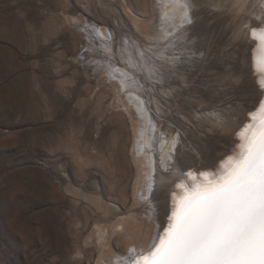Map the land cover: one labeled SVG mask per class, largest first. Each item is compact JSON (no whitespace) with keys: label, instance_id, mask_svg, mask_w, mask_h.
<instances>
[{"label":"rangeland","instance_id":"rangeland-1","mask_svg":"<svg viewBox=\"0 0 264 264\" xmlns=\"http://www.w3.org/2000/svg\"><path fill=\"white\" fill-rule=\"evenodd\" d=\"M204 1L196 6L193 30L187 31L191 49L185 48L200 62L196 60L198 67L180 81L191 89L183 92L180 101L172 98L182 107L175 113L180 118L190 115L195 105L199 109L209 102L218 107L235 94L260 90V82L254 85L253 80L261 72L243 69L245 49L234 40L243 37L242 28H250V20L260 19L255 14L264 0ZM155 5L156 0H0V264H107L106 260L112 264L115 255L135 250L134 244L142 241L134 240L136 236L151 230L144 213L139 215V226L133 219L129 222L133 239L118 235L107 247L99 240V231L112 232L122 216L130 217L139 208L145 172L135 160L137 122L114 99L109 82L97 78L94 65L101 61L99 48L82 54L85 37L75 19L80 15V20L110 27L119 18L137 36L134 20L138 17L147 40L158 18ZM109 6L118 13L110 12ZM89 60L95 61L84 66ZM222 83H232L231 90L215 101L211 95L215 87L210 86L222 90ZM100 137V145L91 143ZM227 140L232 143L230 137ZM201 159L205 157L199 154L197 165ZM196 168L184 174L212 169ZM98 197L103 207L95 203Z\"/></svg>","mask_w":264,"mask_h":264},{"label":"bare ground","instance_id":"bare-ground-1","mask_svg":"<svg viewBox=\"0 0 264 264\" xmlns=\"http://www.w3.org/2000/svg\"><path fill=\"white\" fill-rule=\"evenodd\" d=\"M202 1L203 0H156L155 6L157 7L156 10L158 12L156 13H158V18H156V20L152 23V33H150L151 35L146 36L147 40L143 38L145 34L141 30L142 27L141 23H139L138 17H136L134 20V25L137 28V31H139L137 36H135L132 26H129V28L125 27L119 18L116 20L117 24H114L110 27H100L97 22L88 19L85 21L80 20V15L77 17V19H75V21L78 23V28L81 29L80 33L85 37L82 54L89 50L91 52H95L97 48H99L97 52H100L101 54V61L96 62L94 65L96 67L97 78H99V81L106 80V82H109V84L112 86H110L111 91L115 96L114 99H117V102L123 107L129 117L132 118L133 121L137 122V124L133 122L135 124V144H133L135 160L141 164L140 167L145 172L143 186L142 189H140L142 191L140 192L141 199L139 201V208L135 209L134 212L130 214V217L129 215L122 216V218L116 223L112 232L106 230L103 232L99 231V240H101L102 244L106 247L109 245L111 246L113 238L115 236L117 237L118 235H121L127 240L133 239L131 229L129 228V222L131 219H133L134 223L139 226V215L145 213L148 219V226L151 230L149 233L141 232L142 236H136L134 238V240L141 238L142 241H138L137 245L134 244L135 250H132L130 253L146 255L147 251L156 241L157 235L162 234L164 229L167 227V217L171 215V192L168 191L165 194L164 191L158 190L159 187L163 185L166 189L169 183L173 180L175 183H180L183 181L190 186L192 179L188 175L189 173H184L185 170H190L191 172V170H194L192 169L194 167H197L198 170L201 167H211L212 169L210 174H219L221 166L227 160V158L229 156H234L238 152V146L241 142L239 133L246 124L251 122L250 114L258 110L259 101L264 100V92L259 89H257L256 92H252V90L248 89L249 86L243 82V87L245 86L244 88H246L248 86L246 88V90H248L246 92H240L238 95H233L236 96L233 98L229 94L232 99L229 97L230 99L226 102H218L221 103L218 105V107L213 106L211 103L209 104L207 101L208 104L205 103L203 106H200L199 104V109H197V106L195 105L194 109L191 110L192 107L189 106L191 108L189 111L192 112L190 115H181L183 118L175 116V113L178 115L181 109L178 111L180 104L176 105L173 103L172 98L177 97L180 101V97L183 92L185 90L191 89L189 87L190 84L184 85L186 84L184 83L182 85L180 81H185L187 75H189L188 73H193V67L197 66V62H200L198 58L188 55L190 50L187 52L185 51V48L187 46L189 47L190 45L186 40L188 39L187 35L189 33L187 31L190 29L193 30V25L196 23V21L195 23L193 21L195 19L194 17L196 14V9L199 10V8H196V6H199V3H202ZM204 2H206V0ZM258 2V0L255 1V3ZM257 9L258 11L255 16L260 14V19L256 18V20H254V18H251L252 20H250L249 23L250 28L254 25H257L256 29H253L255 30L256 34H253L252 28V32L248 27L242 28V34L239 33L243 36L240 38L241 41L238 40V37L236 36L239 34L235 35L237 38L234 40L239 41L238 43L240 46L238 47H240V49H245L243 57V59H245V61H243V69L248 70V68H250L253 69V72L256 70L259 72L258 64L262 59H264V43H262L260 38V30L264 29V2H262V5ZM108 10L116 14L119 11L116 7L111 6L108 7ZM77 12L78 11H75V13ZM239 18L242 19L243 17ZM237 20L236 23H238ZM189 21H192L191 24H189ZM226 22L224 24H226ZM238 24L241 25V23ZM246 35L249 37L245 38L244 36ZM140 40H142L143 43ZM194 42H192V44L196 45L197 43ZM187 43L189 45H187ZM242 44L245 46V48L244 46L242 47ZM232 46L233 45L230 47L232 48ZM193 48L194 47H192V50H194ZM188 49L191 48L189 47ZM214 52H216V50ZM234 52L236 53V50ZM230 53L232 52H229V54ZM196 54L194 53V55ZM156 57L161 58V60L157 61ZM199 57L202 62L205 61L201 59L203 56ZM83 59L87 60V56H84ZM217 59L219 58L217 57ZM236 59H238V56ZM93 61L95 60H89L87 62L85 61L84 66H91ZM120 61H122L124 64L120 63ZM206 68L204 69L206 70ZM145 69L148 70L147 73L144 72ZM191 78L193 79V77ZM190 80L191 79L189 78V81ZM219 80L221 81V79ZM262 80H264V74L255 73V79L253 80V82L255 81L254 85L258 84ZM193 83L194 82H192V84ZM216 85L218 86V84ZM222 85V88L224 87L222 90L216 86H210L215 87L213 88L214 90H212V93L211 91L209 92L215 98H213L215 101H220L222 95L227 94L231 90V88L227 86V83H222ZM207 86H209V84ZM207 86L205 85V87ZM252 86L253 85H251V87ZM258 86H260V84H258ZM233 88L235 87L233 86ZM202 91L205 92L203 89ZM214 92L217 95H214ZM183 99L185 100L186 97ZM183 106L185 107L184 104ZM169 109L170 113L168 111ZM185 112L187 113L186 110ZM216 114H219L222 118V124L217 122ZM191 117L193 118L194 122L190 119ZM188 121L191 123L193 122L192 126L189 125ZM175 122L177 123L178 128L173 125ZM194 126L195 128H193ZM196 127L198 129H196ZM199 130L203 132V135L199 134ZM229 137L231 138L232 143H228L227 139ZM173 138H178L180 141L176 147L184 154V163L178 166V171L165 172L164 169L168 167V156L170 150L172 149ZM210 140H212L213 143ZM214 140L220 142L219 145L221 144L223 146L220 148L217 147L218 144L214 146ZM91 143L100 145L101 137L96 140L92 139ZM211 145L212 147H210ZM199 154L205 157V159H201L200 164L197 165L200 160H198ZM209 157H211V159H209ZM173 159H175V157H173ZM220 161H223L222 165H218ZM179 173H183V175L180 176ZM191 174L192 176H195L197 180L203 179L201 174ZM119 176L122 177L121 174ZM123 179L124 178H122V180ZM150 186L154 190L153 193L149 192ZM171 187L172 190L177 192V195L180 194V190L175 188V184H172ZM144 197H148L147 202L145 201ZM95 203L98 205V207H103L102 199L100 197L97 198ZM144 225L145 223L143 222L141 226L144 227ZM103 239L104 242L102 241ZM146 240L147 245L144 247V242H146ZM138 245H140V248H138ZM104 253L105 250H103L102 254L104 255ZM129 254H120L121 256L115 255L114 258L116 260L115 263L113 262L112 264H131ZM106 262L107 264H111V262L108 260H106Z\"/></svg>","mask_w":264,"mask_h":264},{"label":"snow or ice","instance_id":"snow-or-ice-1","mask_svg":"<svg viewBox=\"0 0 264 264\" xmlns=\"http://www.w3.org/2000/svg\"><path fill=\"white\" fill-rule=\"evenodd\" d=\"M260 38L264 43V29ZM258 70L264 74V59ZM260 90L264 92V80ZM250 115L251 122L239 133L238 152L227 158L219 174L205 172L197 180L189 173L190 186L173 180L166 189L159 187L171 192L167 227L146 255L129 254L131 264H264V100ZM216 117L222 124L220 115ZM179 142L173 138L165 172L178 171L184 163Z\"/></svg>","mask_w":264,"mask_h":264}]
</instances>
